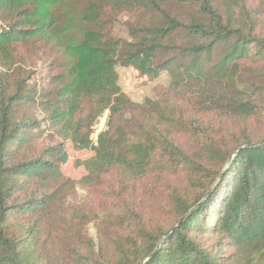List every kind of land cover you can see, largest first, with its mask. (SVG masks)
I'll return each instance as SVG.
<instances>
[{"label":"trees","instance_id":"16d2710c","mask_svg":"<svg viewBox=\"0 0 264 264\" xmlns=\"http://www.w3.org/2000/svg\"><path fill=\"white\" fill-rule=\"evenodd\" d=\"M263 76L264 0H0V264H264Z\"/></svg>","mask_w":264,"mask_h":264},{"label":"rangeland","instance_id":"374dc122","mask_svg":"<svg viewBox=\"0 0 264 264\" xmlns=\"http://www.w3.org/2000/svg\"><path fill=\"white\" fill-rule=\"evenodd\" d=\"M130 19L127 14H122L118 17L117 23L112 27V34L118 38L129 40V34L126 28V22ZM131 20V19H130ZM45 51L46 53L43 54L42 52ZM24 54L32 55L33 59L36 60V68L37 70L40 69L45 63L41 61L44 60L47 54H51V59L54 58L53 53L50 52L49 48L44 44L40 43L39 45L35 44L33 49L27 46L23 50ZM48 62L46 61V64ZM119 77H120V86L122 91L133 101V102H141L144 98H151L156 99L159 93H161L168 85V76L166 74H162L158 79L154 81H150L149 79L142 77L138 72L134 69H120L119 70ZM38 78V77H37ZM37 78H34L32 83L36 82ZM242 83L244 85L249 86L251 82H259L264 83V76L263 77H241ZM38 119H41V116L38 112H34ZM105 124V117L101 119L100 123L96 127V132L102 130ZM38 141L40 143L50 144V143H59L60 140L54 136H52L47 131L44 132V135L39 137ZM66 152L68 154V160L65 164L61 165V172L63 176L70 178L72 180H79L85 175V170L83 167L78 166L79 162H83L90 158L93 153L89 151H76L73 149L71 143L66 142ZM78 194L81 195L78 197V200L72 201L70 205V213H80L84 212L91 216L92 206L89 204L84 197V192L81 191L79 188ZM88 231L95 237L96 236V229L94 223H89L87 225Z\"/></svg>","mask_w":264,"mask_h":264},{"label":"water","instance_id":"95a60500","mask_svg":"<svg viewBox=\"0 0 264 264\" xmlns=\"http://www.w3.org/2000/svg\"><path fill=\"white\" fill-rule=\"evenodd\" d=\"M239 151H241V149L237 150L235 153H238ZM156 251L151 256H149L142 264H144L146 261H148V259H150L156 253Z\"/></svg>","mask_w":264,"mask_h":264}]
</instances>
